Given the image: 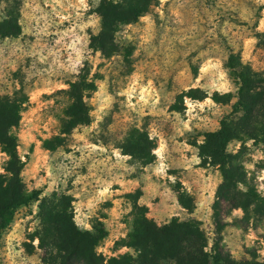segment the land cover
<instances>
[{
	"label": "rangeland",
	"instance_id": "rangeland-1",
	"mask_svg": "<svg viewBox=\"0 0 264 264\" xmlns=\"http://www.w3.org/2000/svg\"><path fill=\"white\" fill-rule=\"evenodd\" d=\"M97 1L17 0L19 34L0 38V96L20 89L26 98L14 130L23 186L62 208L79 230L100 222L105 237L96 251L105 260L126 251L120 239L131 229V194L155 224L197 221L233 261H264V221L217 200V168L198 158L203 134L233 102L228 56L264 70V0H158L118 27L119 50L108 56L90 45ZM5 12L0 0V18ZM81 68L94 83L90 122L65 136L64 146L44 150L40 141L58 131L61 90ZM227 150L264 199L260 147L233 140ZM4 159L0 153V173ZM38 204L11 213L0 231V264H65L41 233Z\"/></svg>",
	"mask_w": 264,
	"mask_h": 264
},
{
	"label": "trees",
	"instance_id": "trees-1",
	"mask_svg": "<svg viewBox=\"0 0 264 264\" xmlns=\"http://www.w3.org/2000/svg\"><path fill=\"white\" fill-rule=\"evenodd\" d=\"M5 14L0 18V38H14L19 34L17 0H1ZM158 0H98L94 13L99 20L98 32L90 40L91 48L103 56L119 50L115 37L121 25L134 23L149 12ZM127 56V55H126ZM124 57V56H123ZM235 90L228 113L218 121L215 130L203 134L198 148V158L203 164L216 166L220 183L216 198L230 209L243 213H256L264 221V199L253 191L245 178L240 160L227 150L231 141H250L260 147L264 162V70L254 71L242 65L231 54L226 60ZM94 91V83L85 68L65 90H61L65 104L58 119L55 135L40 141L42 149L55 150L64 146L65 136L74 128L90 122V108L86 102ZM26 103L22 90L0 96V153L5 159L0 173V231L11 217L13 210L38 201L43 211L41 233H48L62 253L61 262L79 264H264V261H233L216 241L208 243L197 221H178L175 218L157 225L145 216V208L130 199L131 229L120 239V247L126 249L115 257L102 258L97 247L105 237L98 221L90 229L79 230L71 218L53 202L39 199L35 190H27L20 179L22 163L16 152L14 130ZM136 143L134 148L138 149ZM182 209L187 212L182 196H177ZM52 213V216H49Z\"/></svg>",
	"mask_w": 264,
	"mask_h": 264
}]
</instances>
